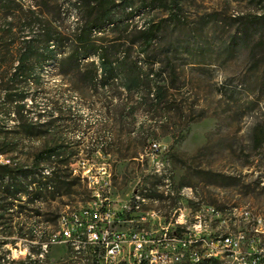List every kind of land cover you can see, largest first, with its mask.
<instances>
[{
  "label": "rangeland",
  "instance_id": "obj_1",
  "mask_svg": "<svg viewBox=\"0 0 264 264\" xmlns=\"http://www.w3.org/2000/svg\"><path fill=\"white\" fill-rule=\"evenodd\" d=\"M176 2L173 6L168 0H133L136 12L124 20L127 32L106 27L101 34L104 40L124 35L123 41H128L137 37L135 28L154 26L155 37L145 51L139 42L131 46L126 42L120 51H129L131 59L142 66L155 63L151 65L154 72L160 71L164 80L163 102H154L151 94L147 98L145 89L128 93L122 88H98L81 94L71 89L51 62L42 72L43 88L32 90L33 110L41 113L42 121L53 119L58 133L70 142L75 153L69 162L77 154H90L91 145L104 144L100 154L92 157L110 164L112 194L117 198L138 186L154 191L160 184L149 163L138 160L149 141L160 143L174 191L189 189L187 198L172 196L168 203L155 204L165 223L178 208L185 207L190 217L201 205H213L218 209L246 207L252 215L261 216L264 224V0ZM76 19L70 10L62 23L70 26ZM0 129V141L17 133L25 151L33 152L44 144L42 137L21 133L3 114ZM256 136L263 138L260 144ZM12 157L30 162L27 155L11 152L0 153V163ZM75 189L73 200L42 202L40 216L24 210L6 215L7 224L23 223L24 231L33 218L39 225L33 237L0 226V242L6 241L0 253L10 251L20 257L25 247L36 251V241L44 238L43 230L54 227L53 218L62 205L77 206L85 200L83 183ZM26 198L23 195L14 204L35 209L37 205L27 203ZM241 226L248 228L243 222ZM60 249L49 246L48 264H64L67 254Z\"/></svg>",
  "mask_w": 264,
  "mask_h": 264
},
{
  "label": "trees",
  "instance_id": "obj_2",
  "mask_svg": "<svg viewBox=\"0 0 264 264\" xmlns=\"http://www.w3.org/2000/svg\"><path fill=\"white\" fill-rule=\"evenodd\" d=\"M168 3L177 4L176 0ZM132 4L133 0H0V116L10 119L13 127L28 137L44 139L42 147L33 152L25 151L15 132L7 141L5 137L0 141V153L23 154L30 160L21 163L12 157L0 163V226L5 230L14 229L18 235L26 231L33 237L38 227L36 219L28 223L25 231L23 223L5 221L6 215L23 210L36 216L42 214L39 206L28 209L23 203L15 205V200H21L18 195H27L29 204L34 200L63 203V197L73 200L75 188L82 185L69 169L75 153L70 142L58 133L53 119L42 121L41 113L33 110L36 104L32 90L43 88L42 72L48 64L54 62L58 75L81 94L98 88H122L128 93L145 89L147 98L151 94L154 102L159 104L165 99L161 72H154L151 66L155 63L142 66L131 59L129 51H120L126 42L129 46L139 42L145 51L155 37L154 26L135 28L137 37L128 41H123L124 35L114 41L104 40L101 35L106 27L120 34L127 32L129 25L124 20L136 12ZM70 10L77 19L65 26L62 19ZM120 52L122 55L116 56ZM262 140L255 137L257 144ZM45 168L48 174L43 173ZM5 243L2 240L0 246ZM5 254L0 253V264H39L28 255L9 259Z\"/></svg>",
  "mask_w": 264,
  "mask_h": 264
},
{
  "label": "built area",
  "instance_id": "obj_3",
  "mask_svg": "<svg viewBox=\"0 0 264 264\" xmlns=\"http://www.w3.org/2000/svg\"><path fill=\"white\" fill-rule=\"evenodd\" d=\"M103 147L102 142L99 148L91 145L90 154H77L69 162L71 175L84 185L85 200L77 206L62 205L54 227L43 230L44 238L36 241L35 253L25 247L20 257L7 251L6 258L28 255L39 264H48L49 246L59 245L60 251L67 254L64 264H264L261 216L240 214L237 206L224 211L201 205L197 215L190 217L184 212L185 207L178 208L173 219L165 223L160 211L139 207L145 187H135L124 198L113 196L110 164L92 157L94 153L100 154ZM161 151L160 143L149 141L138 158L141 163H149L151 174L160 182V189L150 193V200L165 204L172 196L187 198L183 187L174 191ZM76 166H83V173H76ZM43 173L48 174L49 169L45 168ZM41 203L34 200L37 206ZM241 218L249 219L250 228H242ZM194 236H203V243L190 247Z\"/></svg>",
  "mask_w": 264,
  "mask_h": 264
},
{
  "label": "bare ground",
  "instance_id": "obj_4",
  "mask_svg": "<svg viewBox=\"0 0 264 264\" xmlns=\"http://www.w3.org/2000/svg\"><path fill=\"white\" fill-rule=\"evenodd\" d=\"M76 173H83V166H76ZM156 189H160V184L156 186ZM189 189L183 188V195L187 196ZM154 193L152 189H145L141 193V199H139V207H143L144 209H149L151 211H159L155 208V204L157 201L150 200V197L146 195V193ZM148 193V194H149ZM224 211H232V207L224 208ZM240 214H251L250 210L246 207L238 208ZM194 215H197V211H195ZM245 223L248 228H250V221L248 218H241V223ZM261 226H264L263 219L261 218ZM246 228V227H245ZM203 242V236H194V239H190V247H197L198 244Z\"/></svg>",
  "mask_w": 264,
  "mask_h": 264
}]
</instances>
